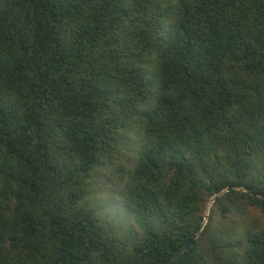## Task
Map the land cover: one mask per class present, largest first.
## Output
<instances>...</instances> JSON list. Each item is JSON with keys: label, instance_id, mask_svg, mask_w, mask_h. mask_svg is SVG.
<instances>
[{"label": "trees", "instance_id": "obj_1", "mask_svg": "<svg viewBox=\"0 0 264 264\" xmlns=\"http://www.w3.org/2000/svg\"><path fill=\"white\" fill-rule=\"evenodd\" d=\"M189 240L170 264H264V0H0V264Z\"/></svg>", "mask_w": 264, "mask_h": 264}, {"label": "rangeland", "instance_id": "obj_2", "mask_svg": "<svg viewBox=\"0 0 264 264\" xmlns=\"http://www.w3.org/2000/svg\"><path fill=\"white\" fill-rule=\"evenodd\" d=\"M104 190H106V193H99L97 195L96 198V204L98 207L102 208L103 211L110 217L111 222H113L116 225L119 224H123L125 222V218L122 216L123 214V205L120 199V196L118 194V192L116 191H120L119 189L116 190L114 187L111 186H107L104 188ZM123 222V223H122ZM126 223V222H125ZM126 229L119 227L123 233L126 234H132L131 232H137L133 231L132 228L134 227H130L128 222L125 224L124 226Z\"/></svg>", "mask_w": 264, "mask_h": 264}, {"label": "water", "instance_id": "obj_3", "mask_svg": "<svg viewBox=\"0 0 264 264\" xmlns=\"http://www.w3.org/2000/svg\"><path fill=\"white\" fill-rule=\"evenodd\" d=\"M232 188H227L225 191L228 192L230 191ZM248 193H250L249 190H244ZM254 197H257L256 195H254ZM192 245V240H189L184 246H182V248L178 249L174 254H172L170 257H168L163 264H170L172 263L176 258L179 257V255L186 251L190 246Z\"/></svg>", "mask_w": 264, "mask_h": 264}]
</instances>
